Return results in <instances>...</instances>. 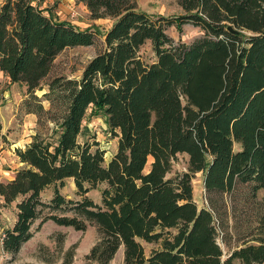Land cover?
<instances>
[{"label": "trees", "instance_id": "obj_1", "mask_svg": "<svg viewBox=\"0 0 264 264\" xmlns=\"http://www.w3.org/2000/svg\"><path fill=\"white\" fill-rule=\"evenodd\" d=\"M34 1L0 5V72L25 85L32 112L53 127L14 149L22 166L0 182L3 205L15 209L3 251L14 257L39 220L36 229L46 221L94 226L97 241L85 258L97 264H109L121 247L124 264H264V197L251 237L227 254L220 241L228 244V210L216 197L251 184L254 200L264 187V0H177L184 13L176 17L150 15L136 0H78L92 18L112 22L79 78L47 83L48 109L35 91L55 57L92 45L100 31L53 18ZM185 23L202 35L184 43L167 34ZM146 41L153 61L139 53ZM88 109L117 139L107 162L96 141H79ZM180 153L186 170L173 172ZM199 171L202 206L191 182ZM67 179L77 199L60 192ZM95 189L97 201L88 195Z\"/></svg>", "mask_w": 264, "mask_h": 264}, {"label": "rangeland", "instance_id": "obj_2", "mask_svg": "<svg viewBox=\"0 0 264 264\" xmlns=\"http://www.w3.org/2000/svg\"><path fill=\"white\" fill-rule=\"evenodd\" d=\"M3 1L0 0V5ZM34 2L44 10L45 14L53 18L67 21L79 29L91 28L100 31L92 45L67 47L57 54L50 72L41 82L42 88L35 91L43 109H48L49 102L43 96L47 90V83L55 76L79 78L85 64L102 49V33L109 28L112 19L92 18L86 5L78 0H35ZM136 4L140 10L153 16L176 17L184 13L177 0H136ZM166 32L175 41L184 43H190L202 35V31L190 23L183 24L180 29L175 25L169 26ZM139 53L146 61L155 59L154 49L149 41L141 46ZM35 103L24 84L12 82L6 74L0 72V182L11 179L14 171L22 166L14 153L15 148H23L36 133L44 137L52 132L53 123L46 119V115L32 112ZM90 111L87 110L82 122L79 141L85 139L90 142L96 141L105 151L104 160L107 162L116 151L117 139L110 135L104 117L97 113L91 114ZM187 159L186 154H177L172 162V171L186 170ZM191 182L195 202L198 206L205 205L207 202L202 172H196ZM250 191L251 184H242L237 186L233 195L229 193L216 195L218 202L221 205L226 204L228 210L226 215L228 244L225 245L220 241L226 254L231 248L241 246L251 237L249 232L255 225L254 216L258 204L263 200L264 187L257 191L254 200L250 199ZM60 192L67 198H78L72 179L66 180ZM49 193L47 191V194ZM88 195L96 201L99 200V189L88 192ZM43 196L46 198L47 195ZM13 205V203L3 205L0 199V264H97L85 258L97 241V233L92 225L81 231L46 221L36 229L39 223V220H36L31 226L32 238L22 245L18 253L14 257L5 253L1 245V236L3 229L11 226L14 221ZM144 246L146 252H149L151 245ZM109 264H124L122 247Z\"/></svg>", "mask_w": 264, "mask_h": 264}, {"label": "water", "instance_id": "obj_3", "mask_svg": "<svg viewBox=\"0 0 264 264\" xmlns=\"http://www.w3.org/2000/svg\"><path fill=\"white\" fill-rule=\"evenodd\" d=\"M228 30L231 31V32H234L235 30L232 29L231 26L228 27Z\"/></svg>", "mask_w": 264, "mask_h": 264}, {"label": "crops", "instance_id": "obj_4", "mask_svg": "<svg viewBox=\"0 0 264 264\" xmlns=\"http://www.w3.org/2000/svg\"><path fill=\"white\" fill-rule=\"evenodd\" d=\"M15 172V171H14Z\"/></svg>", "mask_w": 264, "mask_h": 264}]
</instances>
